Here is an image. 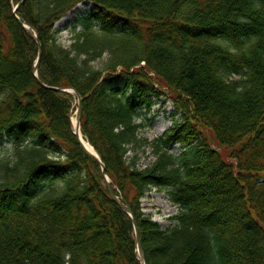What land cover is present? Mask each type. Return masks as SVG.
I'll return each instance as SVG.
<instances>
[{
  "label": "trees",
  "instance_id": "trees-1",
  "mask_svg": "<svg viewBox=\"0 0 264 264\" xmlns=\"http://www.w3.org/2000/svg\"><path fill=\"white\" fill-rule=\"evenodd\" d=\"M11 1L0 0V139L11 142L0 264H141L132 220L71 132L70 95L52 87L81 96V133L147 264H264V0H24L15 15ZM88 3L61 46L54 24ZM16 17L37 33L36 78L38 45ZM160 86L179 118L148 141L137 120ZM144 147L153 160L139 168ZM150 188L178 206L174 225L141 213Z\"/></svg>",
  "mask_w": 264,
  "mask_h": 264
},
{
  "label": "rangeland",
  "instance_id": "rangeland-1",
  "mask_svg": "<svg viewBox=\"0 0 264 264\" xmlns=\"http://www.w3.org/2000/svg\"><path fill=\"white\" fill-rule=\"evenodd\" d=\"M14 1L15 0H12L11 2ZM19 2L20 1H18L17 3ZM16 4L13 3V8L15 7ZM91 9H92V5L90 3H88L87 5L79 4L54 24V30L56 32L58 43L61 46L67 47L70 44V38H71V32L73 30V26L75 27L74 28L75 31L81 29L78 23L79 14H87L91 11ZM30 29L31 31L36 32L33 28L30 27ZM105 60H106V56L103 55L100 60L92 64L97 69L102 70L104 68L103 62ZM117 70L119 72L121 69L118 68ZM105 74L106 72H103L101 74V77L104 76ZM161 90L164 93V95L159 96L157 98H152L150 108L143 109L141 111L142 117L137 120V123L143 124V126L140 129H138L139 138L147 139L148 141H153L154 139L162 136L165 133V131H167L172 126L173 122L179 118V115L172 117V113L174 112V105L173 102L169 100V96H171V98L175 97L174 95L173 96L171 95L173 94V92H171L166 87H162ZM68 94L70 95V105H71L68 118L71 125V132L73 134L74 126L72 123V119L73 117L75 119V113L77 110V98L74 95V93H68ZM166 95L168 96L166 97ZM79 128L81 129L80 122H79ZM203 134H205L208 140L210 139L211 141H213L210 132L205 130ZM82 137L84 139L83 135ZM211 141L210 144H214ZM178 147H179L178 145H174L171 148V152H173L175 155L179 154L180 151ZM10 148H11V142L8 139L6 138L0 139V159L6 158L10 155ZM149 152L150 149L144 147L137 153V164L139 168L145 167L149 162L153 160V157L149 155ZM130 155L131 153H129V156ZM139 208L141 213H143L151 221L155 222L162 228H167L175 224V222L171 218L178 213V206L172 202L170 196L164 190L150 188L145 193V195L139 200Z\"/></svg>",
  "mask_w": 264,
  "mask_h": 264
},
{
  "label": "water",
  "instance_id": "water-1",
  "mask_svg": "<svg viewBox=\"0 0 264 264\" xmlns=\"http://www.w3.org/2000/svg\"><path fill=\"white\" fill-rule=\"evenodd\" d=\"M24 0H20L19 3H17L15 5V7L13 8V14L15 15V12L16 10L18 9V7L22 4ZM16 20L19 22V24L26 30L28 31L29 33L32 34L34 40L36 41L37 45H38V55H37V58H36V61H35V64H34V67H33V75L34 77H36V74H37V68H38V63H39V59H40V54H41V47H40V44L38 43V40H37V34L36 32L34 31H31L30 27L22 22L21 20H19L17 17H16ZM43 87L45 88H48L44 85H42ZM54 91H57V92H66V93H74V95L76 96L77 98V110H76V113H75V124H74V127H73V135L74 137L76 138L79 146L81 147L82 151L88 155L91 159H93L95 162H97L100 166V169H101V175L103 177V180H104V185L108 191V194H109V197L111 198V200L113 202H115L118 207L125 213L127 214L130 219L132 220V223H133V227H134V236H135V247H136V252L138 254V258H139V261L141 264H147L145 262V259H144V256H143V252H142V249H141V245H140V241H139V235H138V231L136 229V226H135V223H134V220H133V217H132V214L129 210V208L124 205L118 196H116L114 194V191L112 190L111 186H110V181L108 179V177L106 176L105 174V168H104V165L102 164L99 156L97 155V153L94 151V149L92 148L93 150V153L92 152H89L88 150H86L80 140V128H79V122H80V115H81V97L78 93H76V91L70 87H65V88H50Z\"/></svg>",
  "mask_w": 264,
  "mask_h": 264
},
{
  "label": "bare ground",
  "instance_id": "bare-ground-1",
  "mask_svg": "<svg viewBox=\"0 0 264 264\" xmlns=\"http://www.w3.org/2000/svg\"><path fill=\"white\" fill-rule=\"evenodd\" d=\"M72 123H73V125L75 124V119H74V117H73V119H72ZM80 140H81V142H82L84 148H85L86 150H88L89 152H92V153H93V150H92V148H91L92 146L82 138L81 134H80Z\"/></svg>",
  "mask_w": 264,
  "mask_h": 264
}]
</instances>
